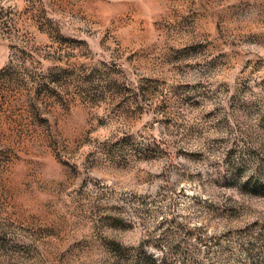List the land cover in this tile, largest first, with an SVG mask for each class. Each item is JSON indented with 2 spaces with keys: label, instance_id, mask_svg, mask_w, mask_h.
Returning a JSON list of instances; mask_svg holds the SVG:
<instances>
[{
  "label": "rangeland",
  "instance_id": "374dc122",
  "mask_svg": "<svg viewBox=\"0 0 264 264\" xmlns=\"http://www.w3.org/2000/svg\"><path fill=\"white\" fill-rule=\"evenodd\" d=\"M0 264H264V0H0Z\"/></svg>",
  "mask_w": 264,
  "mask_h": 264
}]
</instances>
